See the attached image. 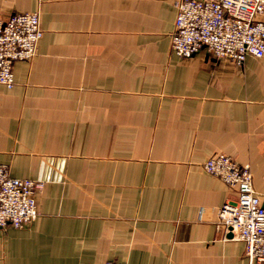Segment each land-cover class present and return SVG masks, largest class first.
I'll use <instances>...</instances> for the list:
<instances>
[{
	"label": "crops",
	"instance_id": "obj_1",
	"mask_svg": "<svg viewBox=\"0 0 264 264\" xmlns=\"http://www.w3.org/2000/svg\"><path fill=\"white\" fill-rule=\"evenodd\" d=\"M177 1L0 0L42 30L0 86V165L43 184L0 264H248L217 219L236 192L202 165L247 166L264 203V57L176 56Z\"/></svg>",
	"mask_w": 264,
	"mask_h": 264
},
{
	"label": "built area",
	"instance_id": "obj_2",
	"mask_svg": "<svg viewBox=\"0 0 264 264\" xmlns=\"http://www.w3.org/2000/svg\"><path fill=\"white\" fill-rule=\"evenodd\" d=\"M171 49L181 58L206 50L215 59L241 66L248 56L264 57V0H179ZM42 38L38 12L0 20V86L11 89L13 65L32 60ZM202 168L236 192L219 209L218 222L244 244L248 264H264V203L252 185L247 166L224 154L210 157ZM43 184L13 178L0 165V228L20 229L37 217L35 194ZM105 264H121L109 261Z\"/></svg>",
	"mask_w": 264,
	"mask_h": 264
}]
</instances>
